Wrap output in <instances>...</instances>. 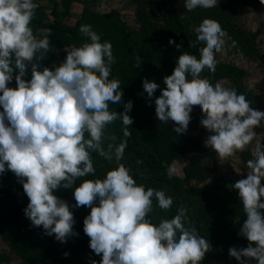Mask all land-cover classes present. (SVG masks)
<instances>
[{"label": "clouds", "instance_id": "obj_1", "mask_svg": "<svg viewBox=\"0 0 264 264\" xmlns=\"http://www.w3.org/2000/svg\"><path fill=\"white\" fill-rule=\"evenodd\" d=\"M217 4L218 0H184L188 11ZM38 6L36 0H0V174L11 171L22 184L28 197L26 217L33 226H42L46 235L66 243L78 235L71 209L89 207L83 231L90 249L101 256L91 264H201L209 242L195 228L185 227L184 207L174 219L152 222L153 199L163 210L173 205L164 191L137 183L123 163L103 178L81 179L95 176L93 152L109 162L122 160L126 142L105 148V128L120 118L123 135L129 136L132 102L124 103L122 112L110 110V104L122 102L123 92L120 81L110 78L115 62L112 45L102 42L91 25L80 26L86 41L65 49L58 66L41 68L37 61L48 52L51 33L38 38L30 27ZM194 31L196 41L189 46L203 44L199 58L188 52L178 56L155 97V113L159 122H174L173 131L183 134L193 109L199 108L200 124L212 133L205 146L227 158L253 142L264 111L252 108L235 89L200 78L204 71L215 70L227 33L210 18ZM169 44L182 47L172 38ZM13 79L15 86H9ZM142 83L149 98L161 87L146 78ZM247 166L251 171L233 188L246 217L239 235L249 243L228 252L238 264H264V144L256 141ZM61 187L72 189L74 204L55 194Z\"/></svg>", "mask_w": 264, "mask_h": 264}, {"label": "trees", "instance_id": "obj_2", "mask_svg": "<svg viewBox=\"0 0 264 264\" xmlns=\"http://www.w3.org/2000/svg\"><path fill=\"white\" fill-rule=\"evenodd\" d=\"M51 12L48 14L44 6L37 0L38 7L35 10L30 27L33 33L39 29L50 34L49 50L46 53V65L53 67L63 61L66 57L65 49L80 46L86 41V37L80 32V26L84 18L95 15L97 24L103 27L105 22L112 23L110 19L116 16L117 12L95 13L86 8L78 23L74 26L63 21L69 11L71 4L76 0H62L61 5L64 12L59 9L57 0H52ZM151 0L143 1L140 7L141 31H131L124 22H121L118 30V40H113V48L123 52L117 55V60L111 65L110 78L120 81L123 92L122 102L110 104V110L124 111V103L131 101L132 104L147 99L154 102L155 97L160 95L161 87L157 88L156 95L149 98L143 89V80L163 84V78L170 75L176 66V61L182 52H188L199 58V48L202 43L195 47L189 45L196 41L194 29L199 26L205 18L216 21L230 37L229 43L234 44L238 50L246 55L260 61L264 67V52L257 48V34L251 31L238 29L232 23V16L229 7L216 6L210 9L196 8L192 11L185 9L184 0H172L179 3L180 9L162 11L160 18L151 7L146 6ZM146 4V5H145ZM151 6V5H150ZM151 14H147L146 9ZM53 17V18H52ZM106 24V23H105ZM172 38L176 44H182L176 48L175 44H169ZM102 40V37H101ZM103 42V40H102ZM141 63L138 65V58ZM218 63L214 71H204L200 78L215 84L221 79H228L235 85L238 94H244L251 102L250 106L261 99L259 94L247 90L244 83L245 71L239 68L236 63L217 58ZM138 65V66H137ZM125 66L126 72H120ZM31 66L29 65V68ZM30 77V70L28 69ZM9 86H15V80ZM155 105V103H154ZM131 112V110H130ZM130 112L128 113L130 115ZM202 118L201 111L191 113L189 131H195ZM122 120L118 118L105 128V134L112 140L113 145L126 142L125 154L128 155V162L125 164L134 174L137 183L145 185L146 188L162 190L166 195L171 196L173 205L168 210L160 209L155 199L150 218L153 223L161 219H174L179 209L184 207L186 215L183 223L186 228H195L199 236L209 242V250L203 257L201 264H238L237 260L230 261V247H246L249 243L246 238L239 235V227L243 223L245 213L242 203L239 200L233 183L223 176L212 178V185H208L206 191L196 196L197 193L191 187H187L192 180L206 181V169L201 166V156H193L190 162L184 167V177L172 176L168 173L170 165L174 161L182 162L190 154H203L206 152L205 145L199 140L186 133L177 134L172 128L163 126L150 131H144L139 136L136 134V124L128 125L130 135H123ZM117 130V131H115ZM186 131V132H187ZM105 137V135H104ZM264 144V141L261 142ZM248 150L250 144L246 146ZM105 158L98 153H92V161L95 168V176L88 178H103L111 168L107 167ZM138 165H134V163ZM78 183V181H77ZM264 183V182H262ZM55 194L74 204L72 189L59 188ZM28 203V197L24 193L23 186L18 178L11 171L0 174V236L11 242L12 246L20 252V257L28 264H91L92 260L99 262L100 255H96L89 247V237L83 231L84 217L90 212V208L81 206L71 209L74 213V231L78 235L70 236L66 243L57 241L54 235H46L42 226H33L26 217L24 208ZM83 231V232H82ZM24 243L22 251L18 245ZM221 249V250H220ZM65 252L68 253L65 256ZM255 264V261L252 262Z\"/></svg>", "mask_w": 264, "mask_h": 264}, {"label": "rangeland", "instance_id": "obj_3", "mask_svg": "<svg viewBox=\"0 0 264 264\" xmlns=\"http://www.w3.org/2000/svg\"><path fill=\"white\" fill-rule=\"evenodd\" d=\"M42 6H44L49 14L51 12L52 0H37ZM59 3V9L64 12L62 8L61 1L57 0ZM143 1L147 0H76L73 1L71 7L65 16L61 15L63 21L69 25H76L82 16L84 9L88 8L95 13H110L115 11L119 15V19L114 16L110 19L112 23L105 22L103 27L97 24V17L95 15H89L84 18L82 25H91L92 29L96 31L103 41L112 42L113 40H118V30L117 27L120 26L121 22H124L129 30L131 31H141L140 22V10L142 9L141 4ZM146 5V4H145ZM151 5V6H150ZM227 5L229 7L230 15L232 16V23L238 29L244 31H251L257 34V48L264 52V3L261 0H218V6ZM146 6L152 8L157 16L160 18V24H162L161 15L162 11H172L173 9H180L179 3L172 0H151ZM147 14H151L150 9H146ZM53 18V17H52ZM47 33L45 30H37L34 34L39 38L43 34ZM230 37L227 35L226 44L221 53H217V58L224 59L236 63V65L245 71L244 83L248 91L259 94L261 99L256 102V104L251 107L257 110L264 111V67L260 61L254 57L246 55L241 50H238L234 44L229 43L228 39ZM74 47V45L70 46ZM114 60L116 61L117 55L123 51H118L113 48ZM46 54L45 56L37 61L41 68L44 67L43 62L46 65ZM62 62V61H61ZM59 62L57 66L61 63ZM30 70V68H29ZM122 74L126 72L125 66L120 71ZM29 73V72H28ZM29 76V74H28ZM222 85L228 88L235 89V85L228 79H221L218 81ZM164 87L162 84L161 88ZM155 91V95H156ZM200 112L199 108H194L192 112ZM130 116L133 118V123L136 124V134L139 136L144 131H150L151 129L160 128L167 126L174 128V122H169L168 124L159 122L156 113L154 102L142 99L136 104H132ZM117 131V130H115ZM257 136L250 143L251 148L245 147L243 151H236L232 156L227 158L218 157L217 153L211 148L206 147V152L203 154H190L186 156L182 162L174 161L168 170V173L172 176L184 177V167L190 162L193 156H201V166L206 169V175L210 176L206 181L192 180L187 187H191L196 191L197 195L206 191L208 185H212L214 177L223 176L229 182H236L241 178L246 177V174L251 171L248 168L247 162L253 158V152L255 149L256 141L260 143L264 141V121L261 122L259 127L254 128ZM187 135L199 139L203 144L206 138L212 134L207 129H205L201 124L195 131H187ZM109 143H113L108 135L105 134L104 145L105 148ZM205 145V144H204ZM128 162V155H123L121 161L117 162L114 158L111 162L105 160L108 168H114L118 163H123L124 165ZM134 165H138L137 162ZM234 184V183H233ZM83 232V231H82ZM24 243L18 245L19 251H22ZM221 250V249H220ZM230 261L236 260L234 257H229ZM0 264H28L20 257V252L12 246L11 242L6 241L2 236H0Z\"/></svg>", "mask_w": 264, "mask_h": 264}]
</instances>
